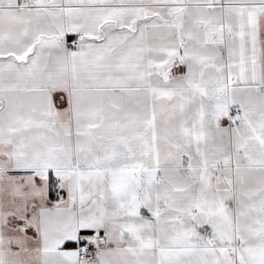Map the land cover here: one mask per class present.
<instances>
[{"label":"snow or ice","instance_id":"6c2138e0","mask_svg":"<svg viewBox=\"0 0 264 264\" xmlns=\"http://www.w3.org/2000/svg\"><path fill=\"white\" fill-rule=\"evenodd\" d=\"M0 264H264V0H0Z\"/></svg>","mask_w":264,"mask_h":264}]
</instances>
